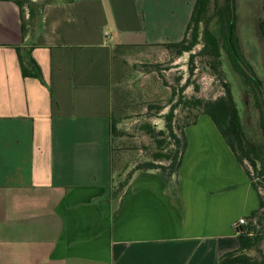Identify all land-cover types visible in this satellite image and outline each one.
Segmentation results:
<instances>
[{"label": "crops", "instance_id": "crops-1", "mask_svg": "<svg viewBox=\"0 0 264 264\" xmlns=\"http://www.w3.org/2000/svg\"><path fill=\"white\" fill-rule=\"evenodd\" d=\"M195 4L51 2L24 39L0 1V264H218L240 249L259 194L209 116L186 129L177 175L140 171L113 193L115 49L182 42Z\"/></svg>", "mask_w": 264, "mask_h": 264}, {"label": "rangeland", "instance_id": "rangeland-1", "mask_svg": "<svg viewBox=\"0 0 264 264\" xmlns=\"http://www.w3.org/2000/svg\"><path fill=\"white\" fill-rule=\"evenodd\" d=\"M59 1L61 0H32L38 14L44 5ZM225 3L226 0H212L210 4L209 15L213 18L210 29L219 37L222 34L215 14ZM233 9L238 51L262 81L264 91V0H236ZM25 12L28 19L27 6ZM201 39L192 54H198L203 49ZM221 45H224L223 42ZM190 56L187 53L177 58L163 46L124 49L121 54H117L115 70L119 78L113 84V94L115 117L121 136L113 141V158L119 168L113 181L115 196L130 173L138 165L153 161L154 153L159 150L157 142L147 134L144 126H151L156 132L165 131L164 117L180 97L187 101L216 100L225 95V85L228 84L249 138L255 143L264 144L261 115L252 90L234 69L225 49L218 60L217 69L212 64V58L199 56L193 63L194 72H191ZM186 84L187 88L182 91ZM199 113L192 106L178 107L173 122L176 134L181 136V128L193 122ZM158 138L162 139L163 136ZM165 148L168 152L175 149L172 143ZM162 164L169 163L162 161ZM245 167L249 169L251 180L258 185L259 194L264 199L262 178L249 163ZM255 222L257 223V219ZM259 250L250 252V255L261 261L264 259V241Z\"/></svg>", "mask_w": 264, "mask_h": 264}, {"label": "trees", "instance_id": "trees-1", "mask_svg": "<svg viewBox=\"0 0 264 264\" xmlns=\"http://www.w3.org/2000/svg\"><path fill=\"white\" fill-rule=\"evenodd\" d=\"M0 1H10L19 7L22 20L23 38L25 39L29 27H34L38 16H40V13L38 14L36 11L34 3L32 0ZM211 2L212 0H196L193 16L190 24L188 25L186 36L183 41L175 44H166L163 45V47L177 58L190 53L191 72H194L193 63L199 56L212 58V64L214 68L217 69L219 66L218 60L222 57L223 49H225V52L228 55L234 69L243 77L247 87L252 90L257 108L260 111V125L264 136L263 83L250 65L243 60L237 48L235 31L236 18L233 13V3H236V0H226L225 5L220 7L215 14V18H217L220 26V33L222 34L221 37L210 29V23L211 20H213V18L209 15ZM25 6H27L29 10L28 19H26ZM200 39L204 44L203 49L198 54H192L194 49L199 45ZM221 42H223V46L221 45ZM130 48L139 47L119 46L115 49L114 68L118 63L117 54H121V51ZM17 52L23 76L25 78H36L38 80H42L43 76L41 69L32 58L31 51L23 50V48L18 47ZM118 78V72L115 70L113 84L116 83ZM186 88L187 84L183 87L182 91ZM181 105L185 107L192 106L199 110L200 113L193 122L188 123L184 126V128H181V136H178L175 132L173 122L175 118V111ZM115 108V102L113 101V111L111 116V136L113 141L116 140L117 137L121 136L118 121L115 117ZM202 115L209 116L212 119L221 135L225 138L227 144L234 152L239 163L245 168L253 187L259 194V187L257 184L252 182L250 171L245 167V164L249 163L250 166L257 171L259 177L262 178L264 183V144L255 143L249 138L231 87L226 84L225 95L216 100L205 101L197 99L187 101L180 97L177 103L171 106L169 113L164 117L166 122L165 131L156 132V130L151 126H144V130L147 134L157 142L159 150L154 153L153 161L138 165L130 173L128 179L121 185L120 188H118L119 192L116 193V197L124 191L137 172L157 171L164 174L169 179H172L175 175H177L182 167L184 155L188 145L186 129L195 125L199 117ZM159 136H163V138L159 139ZM169 140L171 142H169ZM171 143L175 149L168 152L165 147L171 145ZM162 161L168 162L169 164H162ZM116 168L115 164V169ZM259 202V209L247 218V225L240 229L238 237L240 249L221 257L218 264H264V259L259 261L250 255V252H259L260 246L264 241V199L260 196V194ZM256 219L257 223L255 222Z\"/></svg>", "mask_w": 264, "mask_h": 264}, {"label": "built area", "instance_id": "built-area-1", "mask_svg": "<svg viewBox=\"0 0 264 264\" xmlns=\"http://www.w3.org/2000/svg\"><path fill=\"white\" fill-rule=\"evenodd\" d=\"M247 225L246 219L245 218H241L236 224H235V229L237 231V233L239 234L240 229Z\"/></svg>", "mask_w": 264, "mask_h": 264}, {"label": "water", "instance_id": "water-1", "mask_svg": "<svg viewBox=\"0 0 264 264\" xmlns=\"http://www.w3.org/2000/svg\"><path fill=\"white\" fill-rule=\"evenodd\" d=\"M233 13H234V9H233ZM262 92H263V98H264V91L262 90Z\"/></svg>", "mask_w": 264, "mask_h": 264}]
</instances>
